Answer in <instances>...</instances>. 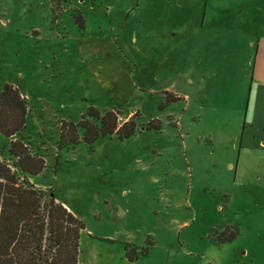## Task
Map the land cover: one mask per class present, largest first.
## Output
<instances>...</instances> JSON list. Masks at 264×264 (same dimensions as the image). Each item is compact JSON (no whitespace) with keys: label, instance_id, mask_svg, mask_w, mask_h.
Wrapping results in <instances>:
<instances>
[{"label":"rangeland","instance_id":"obj_1","mask_svg":"<svg viewBox=\"0 0 264 264\" xmlns=\"http://www.w3.org/2000/svg\"><path fill=\"white\" fill-rule=\"evenodd\" d=\"M262 39L264 0H0V89L26 101L30 181L83 224L78 264H264Z\"/></svg>","mask_w":264,"mask_h":264},{"label":"trees","instance_id":"obj_2","mask_svg":"<svg viewBox=\"0 0 264 264\" xmlns=\"http://www.w3.org/2000/svg\"><path fill=\"white\" fill-rule=\"evenodd\" d=\"M26 113V101L18 89L4 85L0 89V135L9 144L8 159L0 154V264H78L83 224L57 202L51 190L29 180L45 169V162L22 137ZM132 119L117 133L130 137ZM101 123L113 133L117 114L107 112ZM70 128L74 133L72 125ZM60 136L74 139V134L68 137L61 132Z\"/></svg>","mask_w":264,"mask_h":264},{"label":"crops","instance_id":"obj_3","mask_svg":"<svg viewBox=\"0 0 264 264\" xmlns=\"http://www.w3.org/2000/svg\"><path fill=\"white\" fill-rule=\"evenodd\" d=\"M256 59L257 60L255 61L256 62L255 71H256V77L258 78L257 79L258 84L253 91L252 96H254V98L249 97L248 108H250V104L252 103L259 105V108H261L262 105H264V39L259 40L258 42ZM21 97L24 98L23 95H21ZM124 121L126 122V119H124Z\"/></svg>","mask_w":264,"mask_h":264}]
</instances>
